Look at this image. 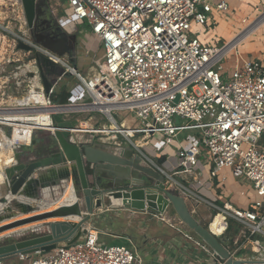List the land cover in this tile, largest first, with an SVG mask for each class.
Returning <instances> with one entry per match:
<instances>
[{
	"label": "built area",
	"instance_id": "2783aa9c",
	"mask_svg": "<svg viewBox=\"0 0 264 264\" xmlns=\"http://www.w3.org/2000/svg\"><path fill=\"white\" fill-rule=\"evenodd\" d=\"M256 7L260 9L252 20L248 16L241 19L244 27L232 42L218 45L204 42L198 35L215 24L214 9L229 14L226 0H66L62 14L56 17L58 26L66 34L78 36V25L86 23L87 35L97 41L101 57L81 68L32 38L13 32L15 45L21 41L31 47L29 52L23 51L32 53L34 62L38 53L63 68V73L47 93L37 70L33 74L37 83L29 77L17 96L25 95V99L17 100L11 110L7 108L10 114L0 116L5 119L0 123V149L15 151L30 146L38 132H54V114L76 122L86 113L85 119L94 121L93 131L88 133L98 134L103 143H109L102 139L107 136L115 147L133 146L188 202L192 214L205 202L223 216V231L227 219L240 225L254 251H261L257 259L242 260L264 264V61L235 58L230 67H223L226 56L236 52L229 46L249 36L246 29L262 19L264 0ZM192 23L199 27L196 33L191 32ZM65 75L75 78L76 94L58 103L53 100L55 85ZM176 117L186 121L177 123ZM188 130L193 133L181 136ZM117 135L124 143L117 141ZM136 138H142V143L136 144ZM204 166H208L207 175ZM224 168L254 191L257 199L248 207L219 203L211 192L212 179ZM158 217L167 220L164 215ZM165 222L207 256L202 264L224 263L183 228L179 219ZM100 233L108 234L89 225L74 242L60 243L27 264H145L129 239L130 246L106 244L99 239Z\"/></svg>",
	"mask_w": 264,
	"mask_h": 264
},
{
	"label": "water",
	"instance_id": "95a60500",
	"mask_svg": "<svg viewBox=\"0 0 264 264\" xmlns=\"http://www.w3.org/2000/svg\"><path fill=\"white\" fill-rule=\"evenodd\" d=\"M18 1L23 12V25L34 29L33 41L57 54L69 52L76 34L68 35L63 32L57 21V35L42 26L38 19L41 0ZM16 48L31 50L29 45L21 41ZM34 57L39 78L47 93L52 82H56L57 76L63 73V68L38 53ZM46 65L53 66L55 71L57 68L58 75L52 80L44 72L42 66ZM53 122L56 127L51 133L54 145L50 146L44 156L35 153L34 158L25 163L21 160L22 154L15 150L12 153L13 161L4 164L2 185L6 193L0 195V203L8 204L0 213V222L38 210L39 203L42 202L41 189L57 186L61 190L63 181L71 180L74 193L79 191L80 197L77 196L72 205H61L54 210L36 212L0 224L1 232L37 222L31 227L0 238V261L45 254L60 243L74 242L87 232L91 216L97 210L106 209L107 201L114 209L156 216L164 215L171 208L177 218L223 259L225 264L253 263L252 260L233 258L209 226L203 225L194 217L188 202L169 185L164 175L150 166L133 146L123 145L108 150L89 140L75 141L70 132L75 125L74 121L54 114ZM9 130L7 128V132ZM32 144H35L34 140ZM8 196L13 198L8 200ZM18 197L29 199L32 204L19 201ZM55 217L61 220L45 221ZM27 231L30 234L26 235Z\"/></svg>",
	"mask_w": 264,
	"mask_h": 264
},
{
	"label": "rangeland",
	"instance_id": "374dc122",
	"mask_svg": "<svg viewBox=\"0 0 264 264\" xmlns=\"http://www.w3.org/2000/svg\"><path fill=\"white\" fill-rule=\"evenodd\" d=\"M48 1L53 14L56 17H59V15L62 14L63 7L66 4V0H48ZM227 3L229 5V8L234 10L232 16L227 13L220 14L218 11H215L214 14L215 24L212 25V27H210L205 34L198 35L199 38H210L211 43L220 45L225 41V38H230L236 30L242 27L241 24L242 16L250 15V18H254V16L259 12L260 9L256 7L257 3H259V0H228ZM23 22H24L23 12L18 0H0V25L2 27L6 28V30L17 32L18 30H22ZM198 28L199 27L195 23H192L191 32L196 33ZM0 33L2 34L3 38H8L4 36L7 35L4 30L0 29ZM1 34H0V38H1ZM87 34H90L88 25L86 23L78 25V32H77L78 37L92 38L91 35H87ZM99 48L98 50L100 52ZM238 53L236 54V52H230L226 56L223 62V67L224 68L230 67L233 64L236 56H238V59L241 62L242 61L241 56H248V55L250 56L253 55L254 53L259 54V56H262V59L264 61V26H261L260 29L254 31L252 34H250V37L243 40L241 44H239ZM81 59L83 60L85 67L89 65L90 63L89 59H85L84 57H82ZM83 63L78 61L76 65L81 66L83 65ZM33 74H35V71H33L32 75ZM72 82H74L75 84V78L73 76H68V75H66L65 77L62 78V80H60L58 84V90L61 92L60 93L61 96L53 97V100L55 102L58 101L63 102L65 100V94H66L65 90L68 88L69 83L72 84ZM91 113H93L94 115L97 114V112L95 111H92ZM78 116H74V117H78ZM85 117H86V113L81 114L79 116V118L75 122L76 129L78 127H80L81 129L87 128L88 120H86ZM117 119L119 120V117ZM175 120L177 123H182L186 121L178 117H176ZM104 122L105 120H103L102 123ZM89 131L79 132L80 134L83 135V139L81 141L89 140L100 147L112 149L111 142L107 141V136H103L102 139L104 140V142H109V143H102V141L99 140L100 137L92 138L88 133ZM186 132L190 133L189 130ZM39 135H41L44 138H47V140H50L51 143L54 145L53 136L51 135V133H49L48 131H42V133H39ZM73 137L77 139L75 132L73 133ZM117 141L118 142L122 141L124 143L125 140L121 135H117ZM69 183H71V180L69 181ZM245 186H247L245 182L239 183L236 180L235 184H233L230 188L232 194L237 196V198L239 197L240 201L244 203L243 204L239 202L238 205L240 208L247 207L248 206L247 203L249 202L246 196L240 195L241 191L243 190L249 191L250 188ZM61 192H62V187L61 190L60 189L57 190V193L54 196L52 195V199L56 198ZM5 193H6L5 188L3 185H1L0 195H3ZM74 196L76 198L77 196L80 197V192L77 191L76 194L74 193ZM251 199L255 200L257 198L255 196H252ZM107 205L108 203L106 201V208ZM112 210H116V209H112ZM112 210L109 211L114 213H108V211H102V210L95 212L93 214L94 219H92V221H88V224L90 226L108 233V234H103V233L99 234V239L105 242L106 244H125L127 246H130V242H129L130 240L133 243V245L136 247V249L140 250L139 252L141 255H143L145 264H165L167 262H168L167 264H172V262H174L173 260H178L176 263L179 264H183L184 262L185 263L189 262L191 264H198L205 261V259H207V256L204 254H200L199 250H196L190 242H189L190 245L187 243L183 244L181 242L174 243V245L178 244L176 249L177 251L176 254L179 255H177L176 257H173L168 253L169 250L166 248H171V247H168L166 245L170 243L171 236L177 235L175 231L171 229L167 225V223H165V221H167L168 218H166L167 220L165 221H161L159 220L160 218L158 216L157 218L159 219H156L154 217L143 216L142 213L122 210L125 211V213L127 211L130 214H134V216L132 215L126 217L125 213L121 211H119L120 213H118ZM169 212H170L169 215L173 216V218H175V220L178 221L175 212L171 208H169ZM217 212L218 211L216 209L212 208L207 203L200 202L198 209H196L193 215L200 223H202L205 226H208L209 222L212 220L213 216L216 215ZM33 213L36 212L28 213L25 215L22 214L18 216V218H23ZM15 218L17 217L7 219L4 222H0V224L10 222ZM56 220H61V218L59 217H55V219L48 218L45 221H56ZM170 220H172V218ZM226 222L228 224L226 229L221 233L217 234V237L219 238L221 243L227 248V250L230 253L234 255V257L238 259L239 258L257 259L260 256L259 253H261V251L260 250L259 252L254 251L252 247L253 245H251L250 242L245 239L243 233H241V230H243V228L240 225L231 222L229 219H227ZM223 225L224 224L222 220L216 218L211 223V226H209V228L213 232L215 231L219 232ZM182 226L186 230L190 231L193 235L198 237L194 232L189 230L184 224H182ZM25 234L28 235L30 234V232L27 231ZM155 235H160L159 241L155 239L154 237ZM4 240L6 241L7 239L4 238ZM183 240H185V238H183ZM178 241H180V239ZM185 242L187 241L185 240ZM146 252H147V256L145 255ZM36 256L38 255L37 254L30 255V257L27 258V260L25 261H20L18 258H15L11 260L12 263L10 264H27L30 258H34ZM214 264H219V263L216 262Z\"/></svg>",
	"mask_w": 264,
	"mask_h": 264
},
{
	"label": "crops",
	"instance_id": "0c3cea01",
	"mask_svg": "<svg viewBox=\"0 0 264 264\" xmlns=\"http://www.w3.org/2000/svg\"><path fill=\"white\" fill-rule=\"evenodd\" d=\"M226 2H228V0ZM228 8H229V5H228ZM215 11H217V10L214 9L213 14H215ZM219 13L222 14L221 12H219ZM228 13H229V15L232 16V14L234 13V10L229 8ZM246 16H248L250 20L253 19V18H250V15H244L241 17V19L243 17H246ZM261 24H262V22L253 23L250 26V28L248 27V29H246L247 31H249L247 33L251 32L250 34H252L254 31L260 29ZM243 27H244V25L242 24V27H240L238 30H236L230 38H225L224 42H226V43L230 42V41L232 42V39L236 36V34ZM17 32L21 33L20 30H18ZM248 37H250V35L246 36L245 38H243V37L239 38L236 42H234L233 44H231L229 46V49L236 47V54H237L238 49H239V44H241V42L243 40L247 39ZM200 39L204 42L211 43L210 38H200ZM28 52H24L23 50L17 49L16 45L14 44L13 38H3L2 34H1V38H0V116L10 114V110L14 108V107L13 108H11V107L15 104L16 101L13 103H9L8 100L11 97L17 98V96L22 94L23 90L25 89V85H26L28 79H30L29 77L31 76L33 81L37 79L36 75L33 79L32 73H33V71L37 70V67L35 65L34 59L30 55L32 53H28ZM59 55L66 56L70 60V63L76 65L78 63V61L83 63V60L81 59L82 57H84L85 59H89L90 63L93 60L99 59L101 57V51L99 52L97 41L94 38H80L77 36L76 38H74V40H72V47L69 48V52H65V53L63 52ZM241 57L242 58H259L263 61L262 56H259V54H255V53L253 55H250V56L248 55V56H241ZM235 58L238 59V56H236ZM48 60L51 61L50 59H48ZM82 67H84V63H83V65H81V68ZM83 70H85V69H83ZM44 72H45V74H47V77L50 80H52L53 78H55V76L58 75V74H56L57 71H55V69L49 70L46 67L44 68ZM14 73H16V74H14ZM65 76H63V77H65ZM68 76H71V75H68ZM62 78L60 80H62ZM60 80L55 85V94L53 97L61 96V94H60L61 92L58 90V84H59ZM53 83H55V82H53ZM75 84H76V80H75ZM75 84H74V82H72V84L69 83L68 88L65 90L66 94H65V100L63 102H65L68 99V97H70V95H72V93L76 94V91H75L76 89L74 88ZM58 103H62V102L58 101ZM7 108H10V110L7 111ZM71 108H75V107H71ZM88 122H87L88 126L86 129L93 131V127L90 125H93L94 121L92 119H89ZM83 130L84 129H81L80 127L77 128V132H76L77 139H76V141H80L83 139V135L79 133ZM39 133H42V132H38L34 137L35 144H32L30 146L21 147V148L17 149V151H19L22 154V156H21L22 162L26 163L31 158H34L33 154H35V153H37L38 156H44L45 155L46 152L43 151L42 147H43V145L48 143V140H47V138H44L41 135H39ZM191 133H193V132L192 131H190V133L184 132L183 134H181V136H188ZM89 135L92 138H95V137L98 138L99 137V135L96 133H89ZM111 137L114 138L115 136L112 135ZM142 140H143L142 138H136L134 142L136 144H140L142 142ZM120 142H122V141H120ZM114 147L115 146L112 145V149ZM105 149L112 150L109 148H105ZM159 161L161 162L162 159H159ZM167 162H169V161H167ZM171 162H173V160ZM1 163H2V161H1ZM207 170H208V166H204L203 172L205 175H207ZM222 176L224 177V179L221 181ZM236 180L239 183H244L243 181H240L239 179L234 177L229 168L222 169L219 172L218 176H216L215 178L212 179L213 183L210 186V190L213 194L215 193L217 195V197H219L218 198L219 203H222L223 201H228L233 206H236V207H239V205H238L239 202L243 203L242 201H240L239 197L237 198V196L232 194V192L230 191L231 186L233 184H235ZM245 183L247 185L245 187H248L250 189H249V191L243 190L245 195H242L241 193H240V195L247 197V199L249 200V202L247 204L249 205V203L253 201L251 199V197L255 196V194H254V191L252 190V188L249 186V184L247 182H245ZM61 185H63L62 186L63 187L62 192L54 199H52V195L54 196L57 193V190H58L57 186H52L49 188L42 189L41 190L42 202L39 203L40 204L39 209L35 210L34 212L50 211V210H54V209L58 208L61 205H72V204H74L76 202L77 198L72 195V192L70 190V186H68L67 183H62ZM251 194H252V196H251ZM22 202H28V203L32 204L31 200H23ZM198 207H199V205L196 207V209H198ZM112 209H114V208H112L108 204L107 208L103 209L102 211H108V213H114V212H110ZM100 210H97L96 212H98ZM112 211H115L118 213H120L119 211H121V212L125 213V211H122L120 209H116V210H112ZM169 214H170V212L168 209V211L164 214L165 219L168 218L169 221H172V222L175 221L173 216H171ZM125 215H126V217L132 216V215L134 216V214H130L127 211H126ZM142 215L146 216V217H154L156 219H159V218H157L156 215L151 214V213H142ZM93 217H94V215L91 216L89 221H92V219H94ZM171 218H172V220H170ZM165 223H167V222H165ZM34 224H37V222L29 223L26 225H27V227H31ZM167 225L169 226L168 223H167ZM22 228H23V226H18L15 229L13 228L11 230V232L8 234H12L13 232L20 231ZM170 228L173 229L177 235L171 236L170 243H168L166 245V246L171 247V248H166V249L169 250L168 253L171 256L176 257L177 255H179V254H176L177 253L176 249H177L178 244L174 245V243L181 242L183 244L187 243L189 245H190V243L187 239H185L187 241V242H185V240H183V238H184L183 235H181L179 232H177V230L175 228H173V227H170ZM154 237L157 241L160 240V235H155ZM179 239H180V241H178ZM200 254H203V252H200ZM145 255L147 256V252L145 253ZM173 261L174 262H172V264H179V263H176L178 260H173ZM9 263H12L11 260H9ZM167 263H165V264H167ZM183 264H191V263H189V262L185 263L184 262ZM198 264H202V263H198Z\"/></svg>",
	"mask_w": 264,
	"mask_h": 264
},
{
	"label": "bare ground",
	"instance_id": "6f19581e",
	"mask_svg": "<svg viewBox=\"0 0 264 264\" xmlns=\"http://www.w3.org/2000/svg\"><path fill=\"white\" fill-rule=\"evenodd\" d=\"M264 20V14L262 15V19H259V20H257V21H255L254 23H259V22H262ZM263 23V22H262ZM250 28V27H249ZM249 32V31H248ZM233 48H236V47H233ZM234 52V51H233ZM38 82V79H36V80H34L33 81V83H37ZM25 95H23V96H20L19 98L17 97V98H13V97H11L9 100H8V102L9 103H13V102H15V101H17V100H20V99H25V97H24ZM33 98H39V97H37V96H35L34 95V97ZM78 108H81V109H85V107H78ZM62 109H67V107H63ZM110 118V121H111V123H114L113 122V119H111V117H109ZM4 123L5 122V119H3V118H1L0 119V123ZM84 132H86V131H89L88 129H84L83 130ZM82 131V132H83ZM75 132V134H76V132H77V129H76V124H75V126L72 128V131H71V138L73 139V140H75L76 141V139L73 137V133ZM14 136H16V135H14ZM143 141V140H142ZM141 144V143H140ZM13 150H10V148H3V149H0V185L1 184H3L4 183V173H3V166H4V164H8V163H10L11 161H13V158H12V152ZM3 160H2V159ZM1 161H2V163H1ZM69 181L70 180H68V181H63L62 183H67V185L68 186H70V190H71V192H72V195L74 196V190H73V186H72V183H69ZM59 189V188H58ZM44 192V191H43ZM11 198H13L12 196H8V200H10ZM19 201H23V200H29V199H26V198H22V197H18L17 198ZM117 202H120V201H117ZM8 203L7 202H5V203H0V213L4 210V208H5V206L7 205ZM25 215V214H24ZM216 218H218L219 220H222V222H223V224H224V221H223V216L221 215V214H216V215H214L213 216V218H212V220L209 222V225L208 226H211V223L216 219ZM55 219V218H54ZM5 221V220H4ZM4 221H2V222H4ZM23 226V228L21 229V230H23V229H25V228H28L27 227V225L26 224H24V225H22ZM16 227H14V229H15ZM13 228H10V229H6V230H3V231H1L0 232V238L1 237H3V236H6V234L7 235H9L8 233H10L11 232V230H12ZM223 229H224V225L222 226V228L220 229V231L219 232H217V231H215L214 233L215 234H219V233H221L222 231H223ZM91 231L92 230H94V229H90ZM212 231V230H211ZM213 232V231H212ZM223 264H225V263H223ZM252 264V263H251Z\"/></svg>",
	"mask_w": 264,
	"mask_h": 264
},
{
	"label": "flooded vegetation",
	"instance_id": "af4514ba",
	"mask_svg": "<svg viewBox=\"0 0 264 264\" xmlns=\"http://www.w3.org/2000/svg\"><path fill=\"white\" fill-rule=\"evenodd\" d=\"M40 2H41L40 3V13H39L40 17L38 16V19L40 20L41 25L46 27L47 30L54 33V35H57L59 33V31L57 30V27H56V16L53 14V12L50 8L49 1L48 0H41ZM22 30H20V31L24 36H26L27 38H32V35L34 33V29H29L24 24ZM5 32H6L8 38L13 37V31L6 30ZM42 67H43V69L45 68V66H42ZM51 145H52V143L48 140V143H46L42 147L43 151L47 152ZM33 191H34V189L31 190V192H33Z\"/></svg>",
	"mask_w": 264,
	"mask_h": 264
}]
</instances>
